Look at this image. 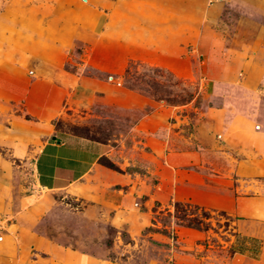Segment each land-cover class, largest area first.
<instances>
[{
  "label": "rangeland",
  "instance_id": "rangeland-1",
  "mask_svg": "<svg viewBox=\"0 0 264 264\" xmlns=\"http://www.w3.org/2000/svg\"><path fill=\"white\" fill-rule=\"evenodd\" d=\"M72 2L0 0V91L9 92V83L26 88V76L50 78L54 91L68 73L113 77V97L69 101L51 129L109 144L113 150L100 164L130 173L137 186H115L105 203L92 202L39 187L34 160H14L17 206H29L35 230L54 244L98 258L195 264L193 254L206 253L204 264H264V15L241 0L225 3L211 23L223 46L206 56L183 51L169 35L161 37L162 48L109 40L62 18ZM51 16L61 19L55 28ZM241 50L259 59L250 81L243 55L235 56ZM7 68L24 77L12 79ZM30 91L14 89L21 99H0V120L7 113L33 120L21 96ZM125 91L162 110L156 159L131 130L148 107L122 106ZM181 217L201 220V229ZM253 255L260 261L250 262Z\"/></svg>",
  "mask_w": 264,
  "mask_h": 264
},
{
  "label": "crops",
  "instance_id": "crops-1",
  "mask_svg": "<svg viewBox=\"0 0 264 264\" xmlns=\"http://www.w3.org/2000/svg\"><path fill=\"white\" fill-rule=\"evenodd\" d=\"M72 1L69 6L72 13L66 12L62 18L92 32L103 33L109 40H118L130 47L162 48L161 37L169 35L171 40L174 36L180 39L183 51L189 48L191 51L202 49L209 56L216 46H223L222 39H215L216 31L211 23L216 22L224 4L231 0ZM241 1L248 3L258 14L264 15V0ZM60 20L51 16L48 24L55 28ZM205 33L208 38L206 43L203 39ZM258 42L262 44V41ZM261 47L264 49V46ZM256 54L241 50L235 55H243V61L251 73L248 81L260 67L254 66L259 63V59L254 57ZM42 60L54 62L44 57ZM8 71L12 79L20 80L24 77L21 76L22 71L14 74L13 68ZM24 78L30 80L26 88L23 86L25 89H21L19 83L16 87L9 83V92L4 89L0 91V99L4 101L14 97L21 99L19 95H14V89L21 93L31 89L30 94L21 96L25 99V111L35 117L31 120L7 113L0 120V264H124L58 246L39 234L35 230V217L29 206H17L18 199L12 182L14 172L18 171L12 161L33 159L32 170L35 184L39 187L92 202L105 203L108 191L115 186L127 189L137 186L136 182L131 183L133 180L130 173L114 171L100 164V158L113 150L112 147L108 148L109 144L84 134H60L51 129V121L62 113L69 101L90 104L97 98L109 99L114 96L118 84L113 82V77L112 80H102L75 72L61 78V86L54 91L50 78ZM123 94L118 101L122 106L139 109L148 107L131 130L137 132L139 139L145 138L156 159L162 110L157 104H150L145 97L133 92L125 91ZM27 96H31V102ZM2 149L6 151L5 154ZM263 248L262 245L261 255L264 253ZM241 253L239 255H243ZM197 255L193 254L195 264H204L203 261L208 258L206 253ZM260 256H248V259L250 262H259Z\"/></svg>",
  "mask_w": 264,
  "mask_h": 264
},
{
  "label": "trees",
  "instance_id": "trees-1",
  "mask_svg": "<svg viewBox=\"0 0 264 264\" xmlns=\"http://www.w3.org/2000/svg\"><path fill=\"white\" fill-rule=\"evenodd\" d=\"M92 138V137H91ZM97 140V139H96ZM176 207H178V203L175 204ZM204 217H208L207 214L204 213ZM185 218V219H184ZM181 220H184L186 222V225L189 227H194L196 229H201L202 221H193L190 217H181Z\"/></svg>",
  "mask_w": 264,
  "mask_h": 264
}]
</instances>
